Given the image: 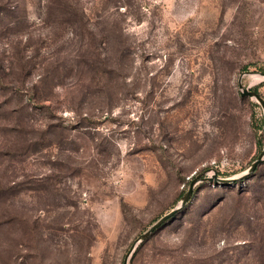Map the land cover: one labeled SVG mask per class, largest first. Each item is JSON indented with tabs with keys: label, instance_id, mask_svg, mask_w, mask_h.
I'll return each instance as SVG.
<instances>
[{
	"label": "rangeland",
	"instance_id": "1",
	"mask_svg": "<svg viewBox=\"0 0 264 264\" xmlns=\"http://www.w3.org/2000/svg\"><path fill=\"white\" fill-rule=\"evenodd\" d=\"M262 72L264 0H0V264H264Z\"/></svg>",
	"mask_w": 264,
	"mask_h": 264
},
{
	"label": "water",
	"instance_id": "2",
	"mask_svg": "<svg viewBox=\"0 0 264 264\" xmlns=\"http://www.w3.org/2000/svg\"><path fill=\"white\" fill-rule=\"evenodd\" d=\"M261 75L264 78V72H262ZM239 86H240V89H241V94L243 96H249V97L256 98L260 102V104L263 106V108H264V98L257 91H255L253 89H250L249 87H245L243 85L241 79H240ZM263 160H264V148H263L262 152L259 154V156L257 157V159L255 161H253L251 163V165L248 167L247 172L245 173V175L254 172L256 170V168L263 162ZM237 178L238 177L222 178V177H219L216 173H214V174H212L210 176L209 175L202 176V174L196 176L194 179H192V181L190 182L188 190L182 196L180 205L175 207L174 209H172L168 213L164 214L156 222H154L145 232H143L141 234V236L138 238L137 244L131 249L130 254H132L136 250L138 244L141 241L146 239L156 228H158L160 225H162L166 220H168L171 216H173L180 208H182L183 206H185L188 203V201L190 200V198L193 195L194 188H195L196 184L200 180L215 181V182H218V183H229V182L235 181ZM124 264H128V257H126V259L124 261Z\"/></svg>",
	"mask_w": 264,
	"mask_h": 264
},
{
	"label": "trees",
	"instance_id": "3",
	"mask_svg": "<svg viewBox=\"0 0 264 264\" xmlns=\"http://www.w3.org/2000/svg\"><path fill=\"white\" fill-rule=\"evenodd\" d=\"M253 90H255V91H257L258 92V90L257 89H253ZM259 93V92H258ZM260 94V93H259ZM261 95V94H260ZM193 194H194V192H193ZM193 196V195H192ZM166 222V221H165Z\"/></svg>",
	"mask_w": 264,
	"mask_h": 264
},
{
	"label": "bare ground",
	"instance_id": "4",
	"mask_svg": "<svg viewBox=\"0 0 264 264\" xmlns=\"http://www.w3.org/2000/svg\"><path fill=\"white\" fill-rule=\"evenodd\" d=\"M258 76V75H257Z\"/></svg>",
	"mask_w": 264,
	"mask_h": 264
}]
</instances>
